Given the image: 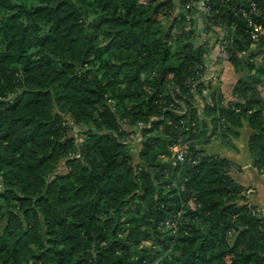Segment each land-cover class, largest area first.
I'll use <instances>...</instances> for the list:
<instances>
[{
	"label": "trees",
	"instance_id": "1",
	"mask_svg": "<svg viewBox=\"0 0 264 264\" xmlns=\"http://www.w3.org/2000/svg\"><path fill=\"white\" fill-rule=\"evenodd\" d=\"M199 1L0 0V264H264L255 189L204 150L247 123L264 175V67L251 61L264 38L248 35L247 0H209L242 77L231 101L210 85L201 112ZM139 123L152 127L133 153Z\"/></svg>",
	"mask_w": 264,
	"mask_h": 264
},
{
	"label": "built area",
	"instance_id": "2",
	"mask_svg": "<svg viewBox=\"0 0 264 264\" xmlns=\"http://www.w3.org/2000/svg\"><path fill=\"white\" fill-rule=\"evenodd\" d=\"M192 7L197 12L194 18L200 20V26H197L200 31L198 37L199 43L209 42L211 46V50L206 56V62L200 69L201 83L205 86L211 84L219 85L222 78V65L220 63L223 64L224 62L229 61L230 56L227 45L230 28L216 25L214 21H212L213 9L212 5L209 4V0H200L199 2L187 6V9ZM258 12V5L255 0H247V4L240 7V13L243 18L248 21V35L254 41H257L264 36V25L258 24L253 18ZM236 28V26L232 27L233 30ZM193 93L199 98V108L202 112L205 108L206 102H209V100L200 97L195 89L193 90ZM183 113H187V110H184ZM154 120L155 119H152L151 123ZM151 123L146 126L144 123H139L135 127V134L131 136L130 140L124 141L125 144L130 145L133 153L137 152V149L140 148L143 141L144 137L142 135V130L144 127L151 128ZM190 144L191 142L188 141L185 136H181L178 138V142L170 147V150L173 152L175 163L185 162ZM254 212L257 215H261L262 213L260 209H256ZM166 224L168 227L177 228L176 222L168 221Z\"/></svg>",
	"mask_w": 264,
	"mask_h": 264
},
{
	"label": "crops",
	"instance_id": "3",
	"mask_svg": "<svg viewBox=\"0 0 264 264\" xmlns=\"http://www.w3.org/2000/svg\"><path fill=\"white\" fill-rule=\"evenodd\" d=\"M255 48L256 47H254V49ZM251 61L256 65L253 74H259L258 71L260 68L264 67V56L259 53L256 55L255 59H252ZM220 64L222 65V78L219 85H221L226 100L231 101L232 91L242 77V74L236 73L234 66L229 61ZM207 86L208 89L203 91V95L207 100H210V85ZM216 86L217 85L213 84V87ZM258 89L264 98V87L259 85ZM238 132L239 136L232 137L229 141V146L220 141H214L210 145L204 147V150L207 155H218L222 158L228 159L234 164L232 175L240 184L255 189L254 192L256 194L254 195V202L264 214V175L258 174L257 170L254 168L253 159L249 151V140L253 135V131L251 127L245 123Z\"/></svg>",
	"mask_w": 264,
	"mask_h": 264
},
{
	"label": "rangeland",
	"instance_id": "4",
	"mask_svg": "<svg viewBox=\"0 0 264 264\" xmlns=\"http://www.w3.org/2000/svg\"><path fill=\"white\" fill-rule=\"evenodd\" d=\"M195 20H197V18ZM199 22H200V20H197V22H196L198 27L200 26ZM67 120H68V125L71 128V133H69V136L77 138V134H78L77 125L74 123V120L72 119V117L67 116ZM76 142L79 143L80 142L79 139L76 140ZM205 154H206V152H205ZM60 168H61V170H64L66 168V166L64 164H62V165H60ZM157 263H159V261H156L154 264H157Z\"/></svg>",
	"mask_w": 264,
	"mask_h": 264
}]
</instances>
